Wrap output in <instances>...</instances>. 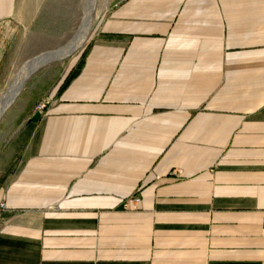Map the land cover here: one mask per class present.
<instances>
[{
    "label": "crops",
    "instance_id": "obj_1",
    "mask_svg": "<svg viewBox=\"0 0 264 264\" xmlns=\"http://www.w3.org/2000/svg\"><path fill=\"white\" fill-rule=\"evenodd\" d=\"M71 71L0 119V264H264V0H123Z\"/></svg>",
    "mask_w": 264,
    "mask_h": 264
},
{
    "label": "rangeland",
    "instance_id": "obj_2",
    "mask_svg": "<svg viewBox=\"0 0 264 264\" xmlns=\"http://www.w3.org/2000/svg\"><path fill=\"white\" fill-rule=\"evenodd\" d=\"M122 1L97 0V10L85 43L63 60L52 59L43 63L25 81L22 91L7 108L4 117L16 112L26 114L37 104L39 106L49 101L55 88L92 42L102 17ZM14 2L13 14L0 21V100L26 63L70 46L87 7V0Z\"/></svg>",
    "mask_w": 264,
    "mask_h": 264
},
{
    "label": "bare ground",
    "instance_id": "obj_3",
    "mask_svg": "<svg viewBox=\"0 0 264 264\" xmlns=\"http://www.w3.org/2000/svg\"><path fill=\"white\" fill-rule=\"evenodd\" d=\"M97 0H87V7L84 18L80 24V27L76 33L74 40L71 42L68 48L58 50L49 54L41 55L35 59L26 63L22 68L18 77L15 79L14 83L11 85L7 93L0 100V118L3 116L7 108L14 102L22 91L25 81L46 61L56 59L63 60L69 55L76 52L86 41L91 26L95 17V12L97 10Z\"/></svg>",
    "mask_w": 264,
    "mask_h": 264
},
{
    "label": "built area",
    "instance_id": "obj_4",
    "mask_svg": "<svg viewBox=\"0 0 264 264\" xmlns=\"http://www.w3.org/2000/svg\"><path fill=\"white\" fill-rule=\"evenodd\" d=\"M47 106V102L46 103H42L40 104L37 108L39 110H45ZM141 202V198L139 197V195H134L133 197L126 199L123 203L124 208L126 210L132 209L134 207H137V205ZM8 212V206L5 202H1L0 203V227L4 224V217L5 214ZM262 223L264 226V212H263V219H262Z\"/></svg>",
    "mask_w": 264,
    "mask_h": 264
},
{
    "label": "trees",
    "instance_id": "obj_5",
    "mask_svg": "<svg viewBox=\"0 0 264 264\" xmlns=\"http://www.w3.org/2000/svg\"><path fill=\"white\" fill-rule=\"evenodd\" d=\"M76 75V71H71L67 77L64 79V81L62 82L60 88H59V93H61L62 91H64V89H66V87L68 86V84L72 81V79L75 77Z\"/></svg>",
    "mask_w": 264,
    "mask_h": 264
}]
</instances>
